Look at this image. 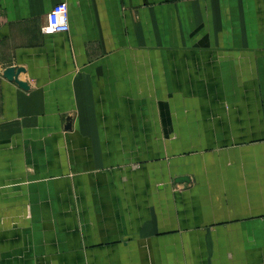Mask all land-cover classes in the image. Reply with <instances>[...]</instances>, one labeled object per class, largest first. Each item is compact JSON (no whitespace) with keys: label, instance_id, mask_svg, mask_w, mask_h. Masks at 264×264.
<instances>
[{"label":"crops","instance_id":"1","mask_svg":"<svg viewBox=\"0 0 264 264\" xmlns=\"http://www.w3.org/2000/svg\"><path fill=\"white\" fill-rule=\"evenodd\" d=\"M0 264H264V0H0Z\"/></svg>","mask_w":264,"mask_h":264},{"label":"built area","instance_id":"2","mask_svg":"<svg viewBox=\"0 0 264 264\" xmlns=\"http://www.w3.org/2000/svg\"><path fill=\"white\" fill-rule=\"evenodd\" d=\"M68 28V3L66 1L56 2L47 12L40 31L42 33L65 32Z\"/></svg>","mask_w":264,"mask_h":264},{"label":"water","instance_id":"3","mask_svg":"<svg viewBox=\"0 0 264 264\" xmlns=\"http://www.w3.org/2000/svg\"><path fill=\"white\" fill-rule=\"evenodd\" d=\"M23 70H24V68L22 66L11 65V66L5 67L3 69L2 74L4 77L8 78L9 80L16 82L21 87L27 89L29 86L28 83L19 78V74ZM70 124H71L70 117H68L66 127L69 128ZM175 180L181 183V182L188 181L189 177L187 175L176 176Z\"/></svg>","mask_w":264,"mask_h":264}]
</instances>
